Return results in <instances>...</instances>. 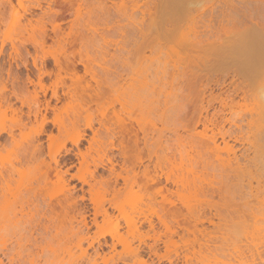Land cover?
<instances>
[{
    "label": "rangeland",
    "instance_id": "1",
    "mask_svg": "<svg viewBox=\"0 0 264 264\" xmlns=\"http://www.w3.org/2000/svg\"><path fill=\"white\" fill-rule=\"evenodd\" d=\"M143 1L105 0L107 5L124 2L129 10L122 14L99 0H0V215L6 211L11 218L0 230V264H132L133 251L143 264H239L244 256L246 263L264 264V230L233 224L245 206L255 205L247 183L256 186L258 180L264 186V113L258 100L244 101L240 92L230 96L236 105L218 111L220 100L235 87L258 91L264 67L241 69L237 52L214 50L227 48L246 27L244 21L264 17V5L203 0L201 7L213 9L193 24L153 18L162 14L159 0L149 10H130L133 2L141 6ZM141 12L151 17L142 18ZM72 55L76 76L62 72L58 77L55 60ZM79 62L93 72H85ZM85 86L95 92L86 95ZM200 104L211 120L232 132L225 140L242 153L253 176L230 179L209 154H195V147L178 152V140H186ZM255 107L260 114L243 118ZM114 112L127 128L124 152L113 135L119 128L108 123ZM241 126L239 133L235 129ZM203 130L196 126V132ZM78 135L75 145L71 139ZM78 150L91 156L78 164ZM50 153H56L58 169L64 171V186L56 182L53 164L46 174L49 181L43 178ZM155 153L163 166L160 182L171 194L162 204L172 212L159 206L160 196L153 200L158 215L175 231L166 245L154 242L159 231L166 239L165 230L145 207L156 187L143 186V172L145 166L151 169ZM167 175L180 176L185 186L165 182ZM210 189L216 192L202 193ZM68 191L76 202L72 208L64 202ZM91 198H98L96 206ZM188 207L215 223L218 211L226 221L181 229L175 221L189 217ZM127 218L139 225L143 242L128 234ZM115 234L122 238L114 239Z\"/></svg>",
    "mask_w": 264,
    "mask_h": 264
},
{
    "label": "bare ground",
    "instance_id": "2",
    "mask_svg": "<svg viewBox=\"0 0 264 264\" xmlns=\"http://www.w3.org/2000/svg\"><path fill=\"white\" fill-rule=\"evenodd\" d=\"M152 1H154V0H144L141 6H138L136 2H133L130 6L131 7L130 10H132L134 8L139 9L140 7H145L149 10L151 8L150 3H152ZM202 1L203 0H159V2H160L159 8H161V11L159 13H162V14H160V15L155 14V16L153 18L162 17L166 21H170V22L171 21L179 22L181 20H183V21L187 20L190 22L195 21V22H193V24H194L197 22V20H196L197 17L199 19H201V18L205 17V15H207V13H209L213 9L211 7L209 9H207V8H205L204 5L201 7L202 4H200V3ZM252 1L255 3L258 2V4L260 3V6H258L257 8L261 7V5L262 6L264 5V4H261L262 0L261 1L260 0H251V3H252ZM99 2L107 10L114 9L115 11L122 13V14H127L128 10H129V7H127L124 2H121L122 4L112 3L110 5H107L105 0H99ZM229 2H230L229 0L228 1L226 0V2L224 1V3H222V4L226 5V3H229ZM199 4H200V6H199ZM197 6L199 7V9L202 8L201 12L199 11ZM207 10L209 12H206ZM76 11H78V9ZM195 11H196V13L193 14V12H195ZM132 14L133 13H131V15H128V16H132ZM147 15H149V17H151L149 12H141L142 18L147 16ZM260 18L262 21H264V19H263L264 17H260ZM260 18H257L256 21H255V19H253L254 21H252V19L250 18L252 22L251 21L250 22L244 21L246 27L243 26L244 29H242V31H240V32H237V34L235 36L236 38L231 37L232 39L231 38L227 39V40L231 39V42L229 43L230 45L228 44V46H226L227 48H224V46H223L224 50L220 49L221 50L220 51L218 48H215L214 50L215 51L218 50L219 52H223V51L226 52L227 51L226 49H229L228 52H234V53L237 52V56L239 55L240 57L239 56L238 57L242 59V60H239L241 65H242L240 67L241 69L242 68L243 69L250 68V67H252L253 69H262L264 67V22H262L261 20H258ZM246 22H247V24H246ZM56 28L58 29V27H56ZM193 30H195V29L193 28ZM196 32H197V35L195 36V38L199 36L198 31H196ZM74 57H75L74 55H72L71 59L66 57L63 62L60 61L59 59L55 60L54 65L57 69V72H58L57 76L58 77L61 75L62 72L66 73V74L70 73L73 76H76V68H77L78 63L75 62ZM80 60H83V59H80ZM143 60L148 61V60H150V58L146 57V58H143ZM79 63H81V62H79ZM81 64H82L83 68L85 69V72L92 71L91 67L87 63H81ZM260 74H262L263 80L259 86L258 91H254L251 88L246 90L244 86H241L240 88L235 87L233 89L232 94H227L225 96L226 98H228V101H226V98L220 100V106L218 107V111H223L226 108L231 109L234 105H236L237 102H235L234 96H232V97H230V96L231 95L237 96V95H239V92H240L241 93L240 99H242L244 101H246L248 99L258 100L260 105H261V108L263 110V113H264V70L263 69L260 72ZM119 86L121 87V85H119ZM82 92L85 93L86 95H88V94L91 95V93L95 92V90H91L89 86H85L82 88ZM97 95L98 94H95L93 96L95 97ZM52 97L55 100H58V97L55 94V91L52 92ZM183 99H185V98H183ZM126 103H127V101H125L123 99L121 101V106L123 108H125L124 106L126 105ZM49 105L50 104L48 102L46 107H49ZM54 109H52V110H54ZM256 109H257L256 107L254 109L253 108L249 109L248 113L243 115V118L249 117L252 120L255 115L260 114V111H257ZM258 109H260V107H258ZM196 115H197L196 120L193 122L191 127L189 129H186V131H185L187 133L186 137H185L186 140H178V146H177V148H179L178 152H181L182 150H184L186 152V150H185L186 146L189 149L195 147L196 148L195 154L199 155L201 152L209 154V156L213 159V162L217 163V167L222 169L223 172H226V174L229 176L230 179H235L237 181H243L244 177L253 176L254 173H252L249 166L246 165V163H244V158L242 157V153L237 154L233 150V144L229 145L228 142L225 140V134L229 132L228 129L224 130V126L221 125V122H217L216 119L211 120V118L208 117V112L206 111V106H203L202 104H200L198 106V108L196 110ZM35 116H37V115H35ZM104 116H105V111H101V117L104 118ZM211 116L214 117V115H211ZM240 118H241L240 120L243 119L242 117H240ZM45 120H46V118H43L41 120V124H42L41 127L43 126V123ZM108 123H110V126L114 125V126L119 128V130L115 131V133L113 135H115V138L118 139V145L121 147L122 151L124 152L126 140L123 136L126 134L127 128H125L126 126H125V123L123 122V119L119 116V114L114 112V119L108 120ZM198 124H201L204 127V130L202 132H199V133L196 132V126ZM88 126H90V124H88ZM209 126L212 127V128H210L212 133L208 135L207 133H205V130ZM214 129H216V132ZM235 130L236 131L238 130L237 132L241 133L242 126L240 128L237 127ZM235 130H233V131H235ZM107 132H108V130H107ZM229 133H232V132L230 131ZM146 135H147V132L144 133V136H146ZM217 135H219L220 142H218ZM136 136L137 135L135 134L134 144H135V146H138L139 145L138 144L139 138ZM227 136H230V134H228ZM240 138H241V136H240ZM78 139H79V135L76 138H72L71 141L73 144L76 145L78 142ZM245 140L249 143V138H245ZM159 142L160 141H157L156 143H159ZM110 143L112 144V141H110ZM149 144H150L149 141L146 138H144L143 139V145L147 149H148ZM221 144H222V146H221ZM140 151H141V149H139L137 153L140 154L139 153ZM149 153L152 154L151 151H149ZM49 155H50L49 156L50 161L47 162L46 165H44L46 169H45V173L43 174L44 175L43 178L45 181L48 180V177L46 174L49 173V171L52 167V164H53L52 169L54 171V176L56 177V182L58 184L63 185L65 182L63 180L64 171H61L60 169H58L59 163H58V160L56 159V153H50ZM77 155L79 156V160H78L79 163L78 164H81L82 162L86 161L87 156H91L88 152H82V151H79L77 153ZM100 156L101 155H99V157ZM187 157L189 158V160H191V154L190 153L187 154ZM149 158H150V155H149ZM185 169L187 171H191V168H189V166ZM162 174H163L162 161H161L160 156L157 153H155V159H154V161H152L151 169L149 168V166H145V169L143 172V176L145 178V183L143 184V186H147V187L155 186L156 187L154 192L152 193V196L148 197V202L145 203V207L150 212V214L152 213V214H155L158 216V219H159L163 229L165 230L164 234H165L166 239L162 240V233L159 231V233H157L156 236H154V242L157 243L159 241H162L166 245L168 242L171 241L172 234H174L175 231L172 230L171 224H169L160 215H158V211L156 209L157 203L153 202V200H156L155 199L156 195H158L162 199V202H161V204H159V206H161V208L163 210H165L167 208L166 205H163L162 203L164 201L168 200L167 195H171V194H170V189L167 188L166 185H162L160 182V177ZM0 178L2 180H4L3 175H1V170H0ZM165 182H170L173 186H175L177 188L185 186V182H183L182 178L178 175H173V176L167 175L165 177ZM244 186H246V184ZM246 187L249 191L248 192L249 197L255 201V205H253V206L247 205V208L245 206L246 211L245 212L241 211L240 220L237 222H234L233 224L238 225V226H242V228H244L247 225H249L250 227L254 226L252 229H257V231H259V230L263 231L264 230V186L261 187V185L259 184V181L257 180L256 186H252L251 182H248ZM199 189H202V187H200ZM201 192H202V190H201ZM206 192L213 194L216 191L214 189H210L207 191H203L202 193H206ZM65 197H66V199L64 200V202L70 201V204H68L67 207L72 208V205H75V203H76L75 198L73 197L72 193L70 191H68L67 194L65 195ZM91 200H92V198H91ZM92 201H93L94 205L96 206V204L98 203V198H93ZM57 203L59 204V206H61L62 202L60 200H57ZM247 203H250V201H247ZM169 205H172V201H169ZM62 209L64 210L63 207H62ZM3 211H5V210H3ZM166 211L172 212L169 210V208H167ZM187 213L189 214L188 218H185L182 222H180V220L175 221L177 226L180 227L181 229L188 230L189 226H192L196 229L197 225H202L205 222L208 223L209 225H212L215 227V226L221 225V220H225V218H223L218 211L215 212L216 215L218 216V219H219L218 223H215L213 221L212 217L202 218L201 214H199V211L196 208L188 207ZM1 214H2V212H1ZM14 217H16V215ZM10 220H11V218L8 217V214L6 211H5L4 215L3 214L0 215V230L3 229V223L6 221H10ZM126 222L128 225V234L133 238H137L140 242H143V240H142L143 236L140 233L139 225L135 224L134 222L130 223L129 218H127ZM142 222H147L148 228L152 231L155 230L154 224L146 216L144 217ZM173 222H174V220H173ZM257 224L261 227V229H258L260 227ZM261 234L264 235V233H261ZM112 237L116 240L122 238L119 234L112 235ZM149 249H150V251H154V246L151 245L149 247ZM255 250H257V249H255ZM248 251H250V249H248ZM130 252H132V251H130ZM239 254H240V258H241L242 257L241 255L243 254V252H241V253L239 252ZM133 257H135V260L132 261V264H137V263L143 264L144 263L135 251H133ZM243 258H245V256L242 257V261L240 260L239 264H249V263H246L245 261H243ZM252 261H253V259H252ZM185 262L187 263V259L185 260ZM251 264H254V263H251Z\"/></svg>",
    "mask_w": 264,
    "mask_h": 264
}]
</instances>
